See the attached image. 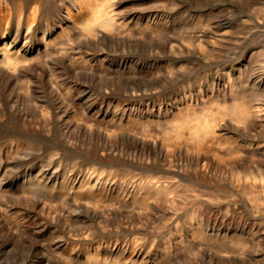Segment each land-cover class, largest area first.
I'll use <instances>...</instances> for the list:
<instances>
[{
  "label": "rangeland",
  "instance_id": "374dc122",
  "mask_svg": "<svg viewBox=\"0 0 264 264\" xmlns=\"http://www.w3.org/2000/svg\"><path fill=\"white\" fill-rule=\"evenodd\" d=\"M72 1L44 0L41 9L48 12V28L58 26L59 13ZM174 1L173 6L163 9L157 17L160 24L170 21L160 31L179 36L187 21L203 13L206 35L199 43L205 48L206 56L195 52L199 48L197 43L173 42L177 49L183 46L181 50L185 53L177 60L172 56L171 45L150 44L140 34L136 35L135 42L125 46L111 41L103 43L99 47L104 49L100 58L77 42L69 46V54L75 58L71 65L62 53L53 55L52 60L45 57L48 63L37 56L26 60L29 66L23 63L26 68L19 71L22 75L30 71L27 82L28 93L34 98L32 104L25 103L24 90L18 88L19 80L3 94L0 85V109L5 112L0 118V250L7 246L0 251V264H194L204 261L205 243L209 241L198 246L205 249L198 255L191 253V249L200 239L187 242L191 236L186 214L194 210L196 199L186 197L187 191L179 188L185 205L173 215L164 214L152 204L149 207L138 195V183L146 177L172 185L173 173H177L175 178L182 183L184 172H201L196 156L187 152L184 144L168 152V146L173 150V144L163 142L162 137L173 131L165 114L171 116L174 107L184 104L181 94L167 93L157 105L158 110L154 107L156 97L143 99L142 96L163 91V82L173 78L174 84L188 87L198 110L204 106L200 101L202 93L207 91H213L209 95L218 96L223 104L231 101L229 96L221 95V85L210 89L205 78L214 70L221 83L229 74L237 81L239 66L245 64L242 59L254 46L250 21L262 0H204V11H199L192 0ZM151 4L153 1L149 0L143 7ZM183 4L189 6V12L180 11ZM32 8L33 5L25 11L29 13ZM14 11L13 4L9 12ZM134 20L132 25L137 24L138 29L145 27L146 17ZM13 45V39L0 43V72L16 77L19 72L14 74L2 62L6 54L3 49ZM26 50L32 55L38 53L37 48ZM54 71L59 83L68 89L66 95H61L51 83L50 74ZM122 84L124 94L114 96L117 86ZM162 117L161 123H164L157 124ZM144 126L150 129L148 135L152 138L140 133ZM223 132L238 145L246 140L242 136L232 138L233 133L227 129ZM260 132L264 135V130ZM223 145L227 147L226 143ZM223 147L225 155L229 149ZM242 153L233 156L244 157ZM252 156L264 163V152L249 155ZM209 158L214 170L218 163ZM224 163L219 164L225 171L221 181L228 183L230 169ZM88 170L95 173L91 181L96 183L93 197L97 198L92 197L90 202L85 200V189L80 188L82 173ZM35 178L42 179L44 187L27 182ZM102 182L106 183L105 190L99 187ZM205 214H210L211 219L221 218L219 223L226 226L222 229L223 244L244 240L249 246L247 256L258 252L264 257V236L250 230V216L225 217L208 209ZM96 247L98 254L94 255ZM216 260L209 262L217 264Z\"/></svg>",
  "mask_w": 264,
  "mask_h": 264
},
{
  "label": "bare ground",
  "instance_id": "6f19581e",
  "mask_svg": "<svg viewBox=\"0 0 264 264\" xmlns=\"http://www.w3.org/2000/svg\"><path fill=\"white\" fill-rule=\"evenodd\" d=\"M25 1L0 0V43L8 39H13L14 43L12 47L3 49L4 54L5 52L6 54L2 57V62L14 74L19 72L16 77L9 76L5 74L6 72H0L1 90H3L2 94L5 93L13 86L14 81L19 80L18 88L24 90L25 103L32 104L34 102V98L28 93L30 87L28 83L30 80L28 79H30L31 75L30 71H25L23 73V75H26L24 79L21 74L22 71L20 72L19 69H25V66L29 64V62L28 64L25 63L27 62L26 60H31L33 56H37L40 59L50 57L49 60H52L53 55L57 53H62L63 59L67 58L66 61L71 65L73 60H75L69 54L71 43H80L86 49L94 51L100 58L104 53V49H99V47L103 43L111 41L125 46L130 42H135L133 40L136 35L140 34L150 44L171 45L172 56H175L177 60L185 53L183 49L181 50L183 46L177 49L172 44L173 42L197 43L199 48L195 49V52L206 56L204 54L205 48L199 43L206 35H204L206 29H204L203 13H200L196 17L197 19L190 20V22L187 21V25L179 32V34L181 33L179 36L165 35L160 31L164 27L162 25L169 24L170 21L160 24L157 22V17L163 9L173 6V3L175 4L173 0H152L153 4L148 7L143 6L149 0H74L70 4L66 3L64 5V10L58 16L59 21L56 22L58 24L54 22V24L58 25L57 27L54 25L55 29L53 26L48 28L46 24L48 12L46 9H41L44 0ZM192 2L198 7L199 11H204V0H192ZM13 4L15 5V11L10 13L9 8ZM31 5H33V8L27 13L25 10ZM138 6L141 8L134 9ZM187 7L189 6L181 5L180 11L189 12L190 10ZM255 11L254 19L250 21L254 32V46L250 48V53L243 57L244 60L242 59L245 64L239 66L237 81L232 80L227 71L225 73L229 74L228 76L226 75L229 78L223 83L220 82L221 79L218 76V72L214 70L205 78L210 85V89L221 85V95L224 97L229 96L231 101L223 104L218 96L209 95L213 91H207L204 94L202 93L201 96L200 103H203L204 106L201 108L202 110H198V107H194L196 103H192L193 95L188 92V87L185 85L179 86L177 83L174 84L173 78L169 79L168 82H163L165 86L163 91L153 92L150 96L146 94L142 96L143 99L156 97V100H154L156 109L167 93L181 94L183 98L184 104L174 107L171 116H169L170 114H165L173 131L167 135L163 134L162 138L164 139L163 142L173 144V150L169 149L170 147L167 144L168 152L175 151L177 146L184 144L187 152H191L196 156L201 166V172L193 170V173L184 172L181 174L184 182L187 181L188 184L181 183L180 180L177 181L175 178L177 173H173L174 182L172 185L159 183V181L146 177L145 180L138 183L136 189L146 205L150 207L152 204L156 208L161 209L164 214L170 212L169 214L173 213L174 215L185 205L184 196L181 195L182 193H178V189L181 187L189 194L186 197L190 196L196 199L194 210L186 214L188 215L186 217L188 218L187 224L191 236V239L187 242H193L195 241L194 239H200V241L198 240L199 243L196 247L192 249L189 247V251L191 249V253L198 255L202 250H205L198 246L204 245L205 240L209 242H207L208 244L205 243L204 261H195L194 264H211L209 261L214 260V258L217 259V264H240L244 261H249L252 264H264V257L258 255V252L247 256L249 246L244 240L238 243L235 242V244H223L222 240L225 235L222 229H226V226L222 227L221 223H219L221 218L211 219L210 214H205L206 209H208L211 212L222 213L225 217L232 214L240 217L250 216V222L248 223L250 230L264 236V163L254 160L253 156L249 157L250 154L264 152L262 150L264 135L260 134V131L264 130V0H262V5ZM139 16L146 17V25L142 29L141 27L138 29L137 24L132 25L135 17ZM101 31L104 34L100 35ZM40 44L45 47L41 48ZM33 48L38 49L36 55L29 54L27 50L24 51L25 49L33 50ZM45 60L48 63L49 60L47 58ZM23 63L26 65H23ZM220 65L222 64L220 63ZM226 67H223V69ZM171 73H173L172 69L170 70ZM55 74V71L50 74L51 83L61 95H66L68 89H65L59 83L57 77L54 76ZM116 90L118 91L114 92V96L124 94L125 85L117 86ZM116 100L121 101L119 98H116ZM124 101H127V99ZM4 116L5 112L0 109V118ZM163 119L162 117L157 124H163L164 122L161 123L164 121ZM145 126L140 133L151 137V134L148 135L150 129L148 128L147 130ZM225 129L233 133L232 138L242 136L246 140L241 145H238L231 138L225 137L226 132H223ZM154 135L157 134L155 133ZM224 143H226L227 147H223L225 146L223 145ZM221 147L228 148L229 151L223 155ZM237 153L244 154V157L240 154L233 156ZM209 156L218 163V166L215 164L214 170L210 164ZM230 157L231 159H229ZM224 162L228 164L230 169L229 177L227 176L228 183L221 181L225 177V171L223 168H219V164L222 166L221 163ZM99 174L101 175V173ZM82 175L80 188L85 189L87 193L85 200L90 202V199L94 196V185H96V183L92 184L93 181H91L94 179L95 173L93 170H88L83 172ZM27 182L31 186L44 187L42 185L43 180L40 178L28 179ZM99 187L101 190H105L106 183L102 182ZM31 188L34 189V187ZM190 191L195 193L191 194ZM172 192L173 197H171ZM95 196L97 197V195ZM204 196L206 198H203ZM93 199L97 200L95 197ZM179 232L180 230H178ZM49 235L51 236L52 234ZM211 240H215V242H212V244L210 243ZM182 241L181 243L183 244ZM5 248L7 246H3L1 250L4 251ZM193 249H196V251ZM97 250L98 247L95 248L93 254H98ZM64 252L65 250L62 251V255H64ZM89 254L87 253V255Z\"/></svg>",
  "mask_w": 264,
  "mask_h": 264
}]
</instances>
